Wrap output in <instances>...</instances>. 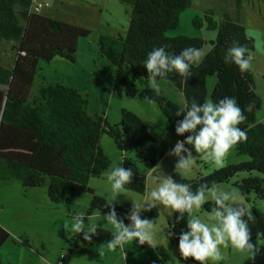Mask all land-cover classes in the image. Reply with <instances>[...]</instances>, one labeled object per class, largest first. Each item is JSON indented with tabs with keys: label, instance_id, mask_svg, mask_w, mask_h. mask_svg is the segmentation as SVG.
<instances>
[{
	"label": "trees",
	"instance_id": "16d2710c",
	"mask_svg": "<svg viewBox=\"0 0 264 264\" xmlns=\"http://www.w3.org/2000/svg\"><path fill=\"white\" fill-rule=\"evenodd\" d=\"M32 1L0 0V45L11 43L16 52L10 67L3 66L0 57V182L15 180L24 191L43 188L52 205L64 204L88 193L91 195L88 214H106L109 211L107 201L95 195L88 185L89 179L101 177L109 164L100 146L101 137L108 135L122 153L121 166L133 169V179L126 188L140 195L146 191V180L145 175L137 171L136 164L143 162L148 169L155 166L159 160L155 154L158 141L130 112L121 111L120 122L115 126L100 116L89 114L87 99L76 88L61 83H42L34 94L31 93L39 62L47 64L56 57L75 62L78 39L89 34L87 29L41 13H29ZM119 1L130 6L125 36L102 35L97 44L100 56L115 67V93L124 91L128 98L154 102L176 142L183 140L184 136L175 133L176 123L183 118L175 116V112L183 111L185 104L192 99L198 103L206 102L209 76H216L210 100L216 102L226 96L235 97L246 117L238 127L247 132V140L237 143L235 149L239 154H245L249 161L221 168L194 181H186L174 174L173 177L180 183L191 184L195 191L200 184L218 186L227 183L237 173L245 172L247 177L233 185L241 194L252 192L255 198L262 199L264 124L255 116L262 101L255 93L250 71L241 73L236 65L224 62V54L233 44L238 43L253 51L254 41L247 36L244 26L227 16L216 20L210 10L204 11L202 19L192 20L194 28L204 24L206 31H215V37L207 42L211 48L202 62L191 69V77L184 82L182 77L173 73L164 80L182 95L183 105H178L147 86L148 73L143 61L154 46H167L168 51L176 54L186 47L201 49L204 46L206 41L201 38L166 35L178 27L181 12L191 6L192 0ZM129 81L141 88H126ZM115 208L119 217L121 213H128L126 208ZM203 208L209 212L210 204ZM178 215L174 213L168 225L177 249L179 233L186 230L188 218L185 214L178 219ZM157 217L155 208L142 213V218L155 222ZM112 235L108 230L97 229V235L90 242L78 234L75 241L108 243ZM7 238L8 233L0 227V247ZM179 259L198 264L190 258L185 261L179 256Z\"/></svg>",
	"mask_w": 264,
	"mask_h": 264
},
{
	"label": "rangeland",
	"instance_id": "374dc122",
	"mask_svg": "<svg viewBox=\"0 0 264 264\" xmlns=\"http://www.w3.org/2000/svg\"><path fill=\"white\" fill-rule=\"evenodd\" d=\"M45 1L48 2L49 6L41 12L43 16L87 29L89 34L85 37H79L75 62H69L58 57L47 64L39 62V70L34 77L31 93L34 94L42 83H61L76 88L87 99L89 114L100 116L109 125L115 126L120 122L121 111L130 112L142 121L150 135L158 141L155 146V154L159 160L155 166L148 169L143 162L136 164L137 171L145 175L146 191L144 195L128 190L117 194L112 191L106 177L114 167L121 166L122 153L117 150L108 135H103L100 139V146L109 164L101 177L91 178L88 181V185L95 195L103 197L108 204L113 203V207L126 208L129 212L132 206L131 201H144L150 191L158 185L161 172L166 175H177L186 181H194L199 176H205L221 168L249 161V158L245 154H239L234 146L225 157L222 167H217L213 163L203 160L198 153H193L197 159L191 173L184 175L179 170L174 172L176 158L170 156L169 153L176 141L172 132L168 130L166 119L154 102L137 97L128 98L124 91L120 94L115 93L113 89L115 67L100 56L98 52L97 44L100 36H125L129 24L130 6L121 3L119 0ZM205 10H210L216 20H221L227 16L230 20L243 25L247 36L253 39L254 49L251 51L253 59L249 71L253 77L255 93L262 101L261 108L256 110L255 116L258 121L264 124V0H192L191 6L181 12L178 27L168 31L166 35L205 40L206 43L200 49L203 57L211 48V44L207 42L214 39L215 31H206L204 24L196 29L192 26V20L194 18L202 19ZM15 53L11 43L3 42L0 45V57L3 66H11ZM215 82V75L209 76L206 80V101H211L210 95ZM147 86L150 87L148 81ZM130 87L141 88L137 83L129 81L126 88ZM156 92L162 93L163 96L178 105L183 100L180 92L168 81H161L160 90ZM128 155L134 157L133 154L128 153ZM244 177H247V173L239 172L227 183L216 187L234 194L237 198L235 203L251 211L254 217L253 222L249 223L251 242L259 248V252L254 259H250L246 253L239 252L229 244L227 247L221 246L224 259L218 262L209 261V264H264V197L262 199L255 198L252 192L241 194L233 184ZM44 190L43 188H33L24 191L15 180L0 182V197L5 204L1 221L9 227L12 224L23 227L33 211L39 216L40 213H46L53 209V212L46 214L45 219L41 220L42 225L46 226L47 231L53 238H56L57 244L60 245H62V239L58 238V231L66 233L73 223V215L76 214H82L85 223L102 225L99 228H110L113 232L116 231L112 225L104 222L103 214H94L93 216L91 214L96 212L88 214L91 202L90 194H82L64 204H53V206L49 204L47 206L48 198L46 190L45 193ZM207 203L210 204L211 210L214 201L209 199L205 204ZM203 206L200 210H194V214L211 223L210 211H205ZM155 209L158 217L155 222L154 246L140 245L135 241H129L126 243L130 246L123 256L130 264H188L182 263L179 259L178 249L172 241L170 230H168L174 213L162 205H157ZM125 216L124 213L120 214V218ZM52 218L53 221L46 220ZM124 223L127 225L130 222L125 219ZM39 224L40 222H33L32 219L29 222V226L33 228H38ZM64 233H61L60 237H64ZM118 247L119 252H115V255L120 254L122 256V247ZM104 255L106 258L112 256V259L115 260L114 254L105 252Z\"/></svg>",
	"mask_w": 264,
	"mask_h": 264
},
{
	"label": "clouds",
	"instance_id": "9594fccd",
	"mask_svg": "<svg viewBox=\"0 0 264 264\" xmlns=\"http://www.w3.org/2000/svg\"><path fill=\"white\" fill-rule=\"evenodd\" d=\"M202 59L201 50L195 47L183 48L176 54L168 51L167 46H154L147 53L143 67L147 70L150 88L159 91L160 82L170 74L175 73L185 82L193 75L191 69L198 66ZM252 59L250 50L238 43L229 47L224 54V62L236 65L241 73L252 67ZM175 116H183L175 125V133L184 136V139L177 141L169 153L176 158L174 172L179 170L184 175L191 173L197 159L193 153L222 167L229 151L237 143L247 140V132L238 127L246 117L235 97L226 96L216 102L203 103L192 99L185 104L183 111H176ZM133 176V169L117 166L107 174L106 179L112 191L119 194L127 190L126 186L131 183ZM209 199L214 201L210 210L211 223L194 214V210H200ZM236 199L231 192L207 184H200L193 191L191 184L180 183L173 175L161 172L158 185L144 201H131V209L124 218L118 216L113 203L107 205L109 211L103 220L116 230L108 246L115 249L126 242L135 241L153 247L156 238L155 221L142 218V213L162 205L179 214L178 219H182L185 214L189 217L186 230H182L178 237V252L183 260L190 258L198 264L221 261L224 259L221 246L227 247L229 244L254 259L259 252V248L251 242L249 223L253 222L254 217L251 211L235 203ZM125 219L130 223L126 225ZM72 220V231L82 235L84 241L90 242L97 235V229L102 227L85 223L82 214L73 215ZM40 259L42 264H47L43 257Z\"/></svg>",
	"mask_w": 264,
	"mask_h": 264
},
{
	"label": "crops",
	"instance_id": "0c3cea01",
	"mask_svg": "<svg viewBox=\"0 0 264 264\" xmlns=\"http://www.w3.org/2000/svg\"><path fill=\"white\" fill-rule=\"evenodd\" d=\"M181 104L183 105V100L179 102V105ZM49 204L51 203L48 201L47 206ZM1 207L0 227L8 233L7 240L0 247L1 264H42L40 259L41 257L46 260L47 264H58V262H62V264H130L123 256L130 246L128 243H124L121 246L122 256L120 254L115 255V252H119V247L112 249L108 246V243L76 242L75 236L77 234L72 231V228H70L66 231V233L58 231V238L62 239V245L57 244V241L55 240L56 238L52 237L50 232H48L45 228L46 226L42 225L41 220L45 219L46 214L48 215L53 212V209L47 211L46 213H40L39 216H37L35 211H33V214L27 218L28 222L25 223L23 227L16 224H12L11 227H9L1 221V215L4 213L5 204L0 197V209ZM94 214L103 213L96 212L91 215L93 216ZM31 219L33 222H40L38 228L29 226ZM46 220L53 221V218ZM105 230L115 234V232H113L110 228ZM61 233H64V237H60ZM19 240L20 243H18ZM44 241L46 242L45 244ZM51 241L52 243H50ZM112 251L114 252L112 253ZM105 252L114 254L115 260L112 259V256L110 258H106L104 255Z\"/></svg>",
	"mask_w": 264,
	"mask_h": 264
},
{
	"label": "built area",
	"instance_id": "2783aa9c",
	"mask_svg": "<svg viewBox=\"0 0 264 264\" xmlns=\"http://www.w3.org/2000/svg\"><path fill=\"white\" fill-rule=\"evenodd\" d=\"M49 4L48 2H42V1H38V0H33L30 6V12L29 13H41V11L43 9H45L46 7H48ZM128 222H130L128 220ZM58 264H62V262H58Z\"/></svg>",
	"mask_w": 264,
	"mask_h": 264
}]
</instances>
